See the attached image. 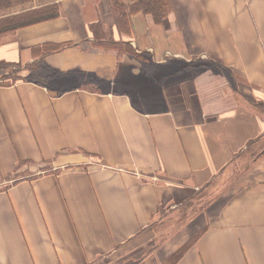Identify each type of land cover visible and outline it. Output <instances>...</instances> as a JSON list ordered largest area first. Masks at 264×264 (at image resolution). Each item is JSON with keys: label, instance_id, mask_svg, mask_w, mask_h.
Returning a JSON list of instances; mask_svg holds the SVG:
<instances>
[{"label": "crops", "instance_id": "0c3cea01", "mask_svg": "<svg viewBox=\"0 0 264 264\" xmlns=\"http://www.w3.org/2000/svg\"><path fill=\"white\" fill-rule=\"evenodd\" d=\"M60 1L0 36V74L56 71L0 84V264H166L183 247L171 264H264V0H171L163 19L119 0L144 1L123 26L115 0ZM172 59L207 65L173 66L156 93L132 81Z\"/></svg>", "mask_w": 264, "mask_h": 264}, {"label": "trees", "instance_id": "16d2710c", "mask_svg": "<svg viewBox=\"0 0 264 264\" xmlns=\"http://www.w3.org/2000/svg\"><path fill=\"white\" fill-rule=\"evenodd\" d=\"M149 2V5H146L144 1L142 3H144L145 7L153 8V12L160 19H163L169 11L171 0H149ZM60 3V0H0V14L3 13V15H0V36L16 31L24 26L58 17L60 14ZM142 3L140 1L134 5H129L126 2L115 0L113 6L116 8V12H118V16L116 14V22L123 26L126 17L133 11L138 10L139 6H142ZM92 27H95V24ZM98 34V46L104 49L117 48L118 43L127 44L123 45L125 46V50L128 47H132L130 41H118L106 36L105 33L98 32ZM65 45L67 44H53L51 49H47V51L59 50ZM200 61L202 62V60ZM204 63L203 61L198 66H206ZM14 65H18V68H12ZM5 68L8 69V73L0 74V84H12L19 80H26L46 86L56 74L55 69L46 62L44 57L28 63L24 67L19 63H5ZM183 250L184 247L176 252L173 259L178 257Z\"/></svg>", "mask_w": 264, "mask_h": 264}, {"label": "rangeland", "instance_id": "374dc122", "mask_svg": "<svg viewBox=\"0 0 264 264\" xmlns=\"http://www.w3.org/2000/svg\"><path fill=\"white\" fill-rule=\"evenodd\" d=\"M164 61L166 62V63L163 62L164 64L161 62L155 63V64L149 63V66L153 69V72L149 73L150 75L149 74L144 75L143 77H142V75L139 77H136V78L134 77V78H132V81H134L137 84H141V85L144 84L145 88L148 89L149 92L156 93V91H157L156 86L158 83H161V84L163 83V86H164L166 84V81L168 82V76H166V74L168 75L167 70H169L173 66L181 68L180 74L179 75L175 74L176 76L174 77V79L177 80L178 78L181 79V78L185 77L187 74H191L190 71L192 69L199 67L198 65H200L202 63L200 60H196V59H192V60L172 59L170 61L169 60H164ZM167 61H169V62L167 63ZM142 62H144V61L142 60ZM12 68H18V65H14V66H12ZM185 69H187V70H185ZM188 70H190V71H188ZM6 73H8V71ZM49 86L53 87L51 85H49ZM117 90H119V86H118ZM250 100H251L250 102H252L254 105L259 107L260 110L264 111V107L262 105H260L259 101H257L256 99H253V100L250 99ZM135 101L141 107L143 106L140 101H137V100H135ZM224 183H227V184H224ZM226 185H229V181L219 183L212 188H210V186H209L207 191H203V189H202V191L204 193L203 192L199 193V195L196 197V202H197V205L195 203L196 207L197 208L201 207L202 203H204L207 198H208V205H209L213 199L212 198L213 195L219 194L221 192V190L226 187ZM192 207L193 206H191V210H192ZM189 212H190L189 210H186V211L180 210L179 216L177 213L170 215L168 217V219H166L164 221L162 228L168 225L166 228H164V230H165V232L171 231L172 229H174L178 225V224H176V221H178L180 223L181 220L182 221L187 220L185 218L189 215ZM180 216H182V217H180ZM163 235H166V233H162V237H163ZM172 259H173V257H171L170 260L166 264H171Z\"/></svg>", "mask_w": 264, "mask_h": 264}]
</instances>
